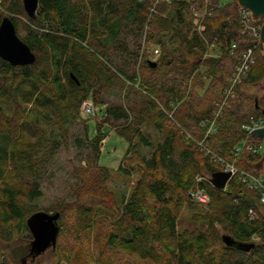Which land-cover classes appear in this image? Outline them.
<instances>
[{"label": "trees", "instance_id": "16d2710c", "mask_svg": "<svg viewBox=\"0 0 264 264\" xmlns=\"http://www.w3.org/2000/svg\"><path fill=\"white\" fill-rule=\"evenodd\" d=\"M150 6V0H39L29 17L23 0H0V26L7 16L35 55L34 63L18 66L0 56V124L9 131L0 135V240L18 233L30 247L28 220L53 211L60 213L51 249L59 262L77 264V256H88L85 245L98 229L102 254L121 256L119 264H264L260 195L237 176L224 190L215 188L210 178L221 170L199 145L205 140L240 171L260 175L262 151L235 150L246 140L264 143L243 128L263 115L264 104H254L243 88L264 80V50L242 33L237 0H213L203 33L195 30L191 10L203 0L161 2L151 18ZM151 45L161 51L156 67L149 64ZM248 48L255 62L208 134ZM89 98L106 108L93 137L86 124L74 138L86 167L61 172L60 150L71 144V128L80 124ZM145 123L159 141L151 140ZM106 126L128 143L117 172L137 175L129 195L111 188L113 170L99 163ZM59 173L68 199H58L52 210L34 208L42 185ZM198 187L211 197L200 218L204 227L180 231L179 215ZM220 226L236 245L223 242ZM105 255L92 264H111Z\"/></svg>", "mask_w": 264, "mask_h": 264}, {"label": "rangeland", "instance_id": "374dc122", "mask_svg": "<svg viewBox=\"0 0 264 264\" xmlns=\"http://www.w3.org/2000/svg\"><path fill=\"white\" fill-rule=\"evenodd\" d=\"M224 2H229V0H223ZM157 46L151 45V48ZM160 49V48H159ZM214 52V51H213ZM211 53L216 55V52ZM218 54V53H217ZM139 87V85H138ZM137 89V88H136ZM243 92L247 97L251 99L254 104L263 105L264 104V80L256 85H252L249 87H244ZM92 100L91 98H89ZM93 101V100H92ZM94 103V102H93ZM252 103V104H253ZM97 110L102 111L101 109L106 108L105 105H96ZM30 108V105L27 106ZM5 113L7 115L12 114L8 109L5 107ZM97 116V115H96ZM80 124L71 128L70 137H71V144L65 146L60 150L59 154V166L58 170L61 172H66L70 170L72 166H78L79 164L82 167H86V163L82 160L81 155H77L76 148L73 145L74 138L78 135H83V128L86 124L90 125V137L95 135L94 126L97 124V119L100 118H88L85 119L81 116V112L79 114ZM44 122V120H43ZM47 122L42 124L44 129L49 130ZM143 129L151 137L153 141H159L161 137L159 133L153 128L149 127L148 124H144ZM104 132L108 133L107 138L102 143V153L100 156V165L110 168L113 170L114 179L110 182L111 188L115 189L116 192H125L129 195L131 189L135 185L137 181V175L133 174L130 178L123 176L121 173L117 172L124 154L128 148V143L125 139L118 136L114 131L109 130L108 126L104 128ZM9 131L5 127V125L0 124V135L5 136L8 135ZM28 139V138H24ZM148 152V151H147ZM263 153V152H262ZM42 196L40 198L35 199L32 201V205L36 209L48 208L52 210V205L58 201L60 198H67L68 199V190L67 186L64 184V180L60 177V173L57 175L52 181H48L42 185L41 188ZM207 208L206 204L199 203L198 201L190 198L186 203V206L181 211L178 219V228L180 231L190 230L193 231L196 228H203L204 224L201 222V217L205 213ZM51 213H54L53 211ZM221 227V235H231L226 229ZM102 232V231H101ZM70 239L72 235H68ZM100 234L98 229L96 231L90 233L89 242L85 245L86 252L89 254L85 256L83 253L77 258V264H92L98 260V257H102L105 254H102V249L104 244L101 243L99 240ZM29 242L28 239L22 237L18 233H15L14 237L10 241H2L0 240V264H67L66 261H60L55 251L51 249L47 250L41 256H38L36 259H32V257H28L29 253ZM111 264H119L124 263V259H121L119 255L113 254H106L105 255ZM121 259V260H120Z\"/></svg>", "mask_w": 264, "mask_h": 264}, {"label": "built area", "instance_id": "2783aa9c", "mask_svg": "<svg viewBox=\"0 0 264 264\" xmlns=\"http://www.w3.org/2000/svg\"><path fill=\"white\" fill-rule=\"evenodd\" d=\"M150 1H151V6L149 7V13L151 18V16L157 12V7L161 2L168 3L172 0H150ZM212 2L213 0H203V6L201 8L197 9L195 6H193L191 9L193 15L192 17L193 25L195 27V30H197L199 33H203L205 31V25L203 22L206 19V17L211 14ZM239 20L242 27V33L251 37L259 46V42H260L259 33L261 31L262 25H257L255 22L258 20H255L252 16L251 11L244 7H241L239 10ZM160 54L161 51L158 47L148 49V55L150 60L152 61H157L160 57ZM254 62H255L254 49L248 48L243 53L240 63L237 65L234 74L229 79L230 86L225 91L224 100L221 103L217 104L218 111L214 115V118L211 121H209L210 129L208 134L215 131V122L219 118L222 109L225 106H227L229 100L234 96L236 87L240 85L243 79L248 75ZM80 112H81V116L85 119L88 118L96 119L98 118V115H101L100 114L101 111L97 110L95 104L90 99H87L82 103ZM263 127H264V115H262L259 118H251L250 122L243 126V128L245 129V131H247L249 135H252L251 133L253 131ZM204 142L205 140L199 142V145L203 149L202 153L205 156L210 157L211 162L217 165L221 170V172L230 173L231 174L230 180L233 177L237 176L247 189L256 191L260 195L261 204L264 206V174L258 176L256 174L240 171L235 166L234 162H230L219 157L218 155L213 153L210 150V148L204 144ZM244 148H247L248 150L253 152H259V151L263 152L264 143L255 144L246 140L243 142L242 145L236 148L235 152L239 154ZM203 181H204V177L199 176L197 178L198 183H202ZM190 196L192 199L198 201L199 203L209 205L211 202V197L209 196V194L203 188L200 187L192 190L190 192ZM249 217L250 219H255L257 216L253 212V210H250ZM257 240H258L257 237H254L252 239L253 242Z\"/></svg>", "mask_w": 264, "mask_h": 264}, {"label": "water", "instance_id": "95a60500", "mask_svg": "<svg viewBox=\"0 0 264 264\" xmlns=\"http://www.w3.org/2000/svg\"><path fill=\"white\" fill-rule=\"evenodd\" d=\"M241 7L251 11L255 20L264 18V0H237ZM24 8L29 17H34L39 0H23ZM180 13V12H179ZM259 47L264 50V23L262 24L259 33ZM0 56L14 66L34 63L35 55L17 35L13 22L6 16L0 26ZM149 64L156 67V61H149ZM73 79H76L72 75ZM264 115V111L262 113ZM253 136L264 140V127L257 129L251 133ZM264 163V149L262 163ZM231 178L230 173L217 172L211 175L210 181L212 185L224 190ZM60 213L38 212L30 217L28 226L33 235V240L30 243L29 257L36 259L49 249H55L59 234L58 221ZM223 242L228 246L236 245V241L228 235L222 237ZM253 247V244L247 245V250Z\"/></svg>", "mask_w": 264, "mask_h": 264}, {"label": "crops", "instance_id": "0c3cea01", "mask_svg": "<svg viewBox=\"0 0 264 264\" xmlns=\"http://www.w3.org/2000/svg\"><path fill=\"white\" fill-rule=\"evenodd\" d=\"M210 53H212V52H210ZM260 175H262V174H264V163L263 164H261V167H260Z\"/></svg>", "mask_w": 264, "mask_h": 264}, {"label": "bare ground", "instance_id": "6f19581e", "mask_svg": "<svg viewBox=\"0 0 264 264\" xmlns=\"http://www.w3.org/2000/svg\"><path fill=\"white\" fill-rule=\"evenodd\" d=\"M152 61V60H151Z\"/></svg>", "mask_w": 264, "mask_h": 264}]
</instances>
